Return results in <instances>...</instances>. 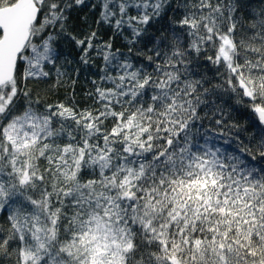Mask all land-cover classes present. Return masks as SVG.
Instances as JSON below:
<instances>
[{
  "label": "snow or ice",
  "instance_id": "obj_1",
  "mask_svg": "<svg viewBox=\"0 0 264 264\" xmlns=\"http://www.w3.org/2000/svg\"><path fill=\"white\" fill-rule=\"evenodd\" d=\"M0 264H264V0H0Z\"/></svg>",
  "mask_w": 264,
  "mask_h": 264
},
{
  "label": "trees",
  "instance_id": "obj_2",
  "mask_svg": "<svg viewBox=\"0 0 264 264\" xmlns=\"http://www.w3.org/2000/svg\"><path fill=\"white\" fill-rule=\"evenodd\" d=\"M81 87V84H78L77 85V88L79 89ZM63 91H61L60 95L63 96ZM227 99V98H225ZM242 111L241 110V113H233V118L239 123V125L241 126V128H245L248 126V120H247V117L246 115H243L242 114ZM245 135H250V133H245Z\"/></svg>",
  "mask_w": 264,
  "mask_h": 264
}]
</instances>
